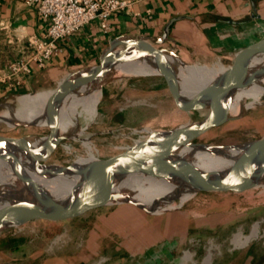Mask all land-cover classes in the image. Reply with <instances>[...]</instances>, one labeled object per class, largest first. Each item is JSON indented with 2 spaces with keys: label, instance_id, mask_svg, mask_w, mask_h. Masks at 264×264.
<instances>
[{
  "label": "rangeland",
  "instance_id": "obj_1",
  "mask_svg": "<svg viewBox=\"0 0 264 264\" xmlns=\"http://www.w3.org/2000/svg\"><path fill=\"white\" fill-rule=\"evenodd\" d=\"M263 37L256 34L252 42ZM219 63L227 67L231 60L187 64ZM182 65L177 62L178 72ZM17 98L0 103V113L8 106L18 108ZM207 112L179 109L160 74L117 73L102 89L96 115L91 119L84 113L79 116L82 134L63 140L46 163L67 165L82 156L90 159L86 139L91 143L92 156L104 159L130 143L140 128L188 125L203 119ZM228 116L233 118L198 141L232 144L263 136L264 94L258 103L235 116L228 112ZM49 133L48 125L20 127L0 122V134L44 137ZM217 190L199 193L160 213L119 204L79 216L85 208L75 209L62 212L52 221L35 220L16 226L0 233V264H264V195L257 194V189ZM257 222L261 224L258 236L236 247L235 234H250ZM187 250L189 258H185ZM209 252L212 260L205 262Z\"/></svg>",
  "mask_w": 264,
  "mask_h": 264
},
{
  "label": "bare ground",
  "instance_id": "obj_2",
  "mask_svg": "<svg viewBox=\"0 0 264 264\" xmlns=\"http://www.w3.org/2000/svg\"><path fill=\"white\" fill-rule=\"evenodd\" d=\"M148 56V47L138 48L136 52L123 59L115 74L123 76L158 74ZM225 69L226 66L221 63L215 66L184 63L176 81L181 96L188 102L195 100L197 94L206 92V89ZM235 86L237 89L230 98L229 112L231 116L258 103L264 94V51L257 50L249 57V63L242 69V75L235 80ZM52 91L43 90L20 96L19 107L8 106L0 113V122L11 126L17 122L31 123L32 126L48 125L43 110ZM101 96L102 90L92 91L89 88L61 94L58 97L60 101L55 105V108L59 107L60 109L54 116L55 127L67 137L81 135L83 131L80 132V128L78 129L79 116L84 113L89 119L93 118L97 113ZM249 98L252 100L251 102H248ZM202 100L203 102H212L215 98L205 93ZM29 140L40 150L41 154H45L51 146L49 135L29 137ZM86 142L90 159H84L82 156L77 162H96V158L91 154V143L88 144V139ZM141 150L130 158L128 164L141 169L143 174L134 173L117 182L113 178L115 172H112L109 176L99 180L81 182L82 191L98 200L109 198H114L117 202H121L122 198L137 200L144 203L148 212L160 213V211L175 209L182 205L181 203L168 202L162 196L177 189L188 191L199 168H205L215 170V173L206 182V185L211 188L235 189L239 192H252V189H257V194L264 195V164L246 161L241 156L229 159L219 153L203 151H199L194 157H191V148L189 147L178 149L152 140L144 143ZM174 167L179 170L172 173L171 169ZM76 182L77 179L74 177L42 175L23 156L18 145L12 142L0 144V192L6 195V198H0V212L5 210L7 203L12 200L38 202L45 199L50 191L67 195L72 191ZM188 197V195L185 196L184 200ZM84 208L81 204H74L62 212ZM260 226L259 222L255 223L248 235H244L243 232L235 234L234 245L236 247L247 245L258 236ZM189 257L191 255L188 252L185 254V258ZM211 260L212 253L209 252L205 262H211Z\"/></svg>",
  "mask_w": 264,
  "mask_h": 264
},
{
  "label": "water",
  "instance_id": "obj_3",
  "mask_svg": "<svg viewBox=\"0 0 264 264\" xmlns=\"http://www.w3.org/2000/svg\"><path fill=\"white\" fill-rule=\"evenodd\" d=\"M171 23L164 28L163 35L157 40H152L147 36L131 37L123 35L114 38L101 56L99 64L69 73L53 89L43 110V115L47 119V124L50 128L48 135L51 139V146L45 154H41L40 150L29 140V137H36V135L0 134V144L12 142L18 145L23 156L29 160L33 168L40 174L54 177L62 175L77 179L72 191L67 195L50 191L45 199H41L38 202L27 200H12L8 202L5 210L0 212V233L35 220L52 221L64 209L74 204H81L85 207L84 212L76 216L104 206L122 205L121 203H130L131 206L146 210L144 203L137 200L122 198L121 202H117L114 198L106 200L92 198L82 191L80 184L87 180L102 179L109 176L112 172H115L113 178L117 182L124 180L134 173L143 174L141 169L129 166L128 161L135 153L141 152L142 145L149 140L178 149L189 147L191 148V157H194L199 151H203L219 153L229 159L241 156L246 161L264 164V135L259 138L232 144H215L198 141L214 127L220 126L228 119L233 118L228 116V112L230 98L237 89L235 80L242 75V69L249 63V57L257 50L264 51V37L240 48L235 53L232 62L215 82L206 89V92H199L193 102H188L181 96L176 84L179 74L177 71L179 59L173 51L164 47L169 38ZM140 47L149 48L148 59L157 69L158 74L165 80L179 109L190 112L206 109L208 112L205 117L195 123L167 129L140 128L132 141L123 146L117 154L96 160V162L74 161L67 165L46 163L58 145L68 138L66 135L61 134L54 124V116L60 110L59 107L55 108V105L60 101L58 97L63 93L78 91L82 88H89L92 91L102 90L113 77L123 59L127 55L136 52ZM205 93L210 94L215 100L203 102V94ZM14 126L28 127L32 126V124L17 122ZM178 170L177 167H174L171 169V172H177ZM213 173H215V170L199 168L188 191L184 192L180 189L172 190L162 197L168 202L184 204L199 193L218 191L206 185V182ZM187 195L189 197L184 200V197ZM4 197L6 198V195L0 192V198L4 199Z\"/></svg>",
  "mask_w": 264,
  "mask_h": 264
},
{
  "label": "crops",
  "instance_id": "obj_4",
  "mask_svg": "<svg viewBox=\"0 0 264 264\" xmlns=\"http://www.w3.org/2000/svg\"><path fill=\"white\" fill-rule=\"evenodd\" d=\"M169 23L164 47L180 61L232 62L235 53L256 34L264 36V0H135L131 9L114 15L109 33L98 22H91L61 39L59 53L45 68L15 78L7 76L8 64L25 50L30 39L46 33L49 20L37 5L0 0V103L56 87L69 73L99 64L118 36L157 40Z\"/></svg>",
  "mask_w": 264,
  "mask_h": 264
},
{
  "label": "built area",
  "instance_id": "obj_5",
  "mask_svg": "<svg viewBox=\"0 0 264 264\" xmlns=\"http://www.w3.org/2000/svg\"><path fill=\"white\" fill-rule=\"evenodd\" d=\"M28 6H38L40 14L49 20L46 33L29 40L25 50L7 66L9 78L45 68L60 51L59 41L91 22H98L105 33L113 26L116 13L131 9L135 0H24Z\"/></svg>",
  "mask_w": 264,
  "mask_h": 264
}]
</instances>
